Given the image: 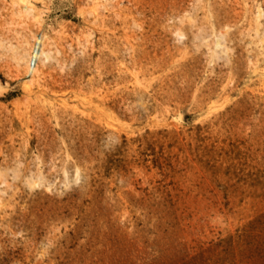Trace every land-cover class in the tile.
I'll list each match as a JSON object with an SVG mask.
<instances>
[{
    "label": "rangeland",
    "instance_id": "obj_1",
    "mask_svg": "<svg viewBox=\"0 0 264 264\" xmlns=\"http://www.w3.org/2000/svg\"><path fill=\"white\" fill-rule=\"evenodd\" d=\"M29 3L0 0V264H264V0Z\"/></svg>",
    "mask_w": 264,
    "mask_h": 264
},
{
    "label": "built area",
    "instance_id": "obj_2",
    "mask_svg": "<svg viewBox=\"0 0 264 264\" xmlns=\"http://www.w3.org/2000/svg\"><path fill=\"white\" fill-rule=\"evenodd\" d=\"M43 34L39 32L32 41L29 51L28 65L31 68L36 67L40 59V51L42 49Z\"/></svg>",
    "mask_w": 264,
    "mask_h": 264
},
{
    "label": "bare ground",
    "instance_id": "obj_3",
    "mask_svg": "<svg viewBox=\"0 0 264 264\" xmlns=\"http://www.w3.org/2000/svg\"><path fill=\"white\" fill-rule=\"evenodd\" d=\"M21 1H23V3H24V6H25V9L27 10V11H33V6H32V4L31 3H29V0H21ZM257 24V23H256ZM257 27V26H256ZM256 30H257V28H256ZM179 33H181V32H179ZM16 46H12V49H13V53H14V59H15V61H17V62H19V61H23L24 60V58H23V54H20L19 53V51H18V49H16L15 48ZM51 58V52H50V50L49 49H44L43 47H42V49H41V51H40V60L41 61H43V60H49ZM30 68V67H29ZM33 70L35 69V68H32Z\"/></svg>",
    "mask_w": 264,
    "mask_h": 264
}]
</instances>
